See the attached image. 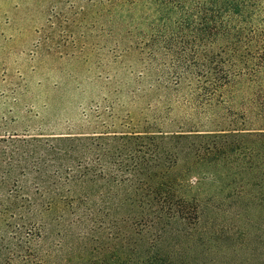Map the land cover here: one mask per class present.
Segmentation results:
<instances>
[{
    "label": "trees",
    "instance_id": "16d2710c",
    "mask_svg": "<svg viewBox=\"0 0 264 264\" xmlns=\"http://www.w3.org/2000/svg\"><path fill=\"white\" fill-rule=\"evenodd\" d=\"M84 1L110 21L114 47L137 54L131 95L179 94L230 129L0 136V264H179L157 249L173 224L199 223L169 179L177 157L223 154L238 137L264 144V0ZM233 80L259 129H231L247 127L224 112Z\"/></svg>",
    "mask_w": 264,
    "mask_h": 264
},
{
    "label": "rangeland",
    "instance_id": "374dc122",
    "mask_svg": "<svg viewBox=\"0 0 264 264\" xmlns=\"http://www.w3.org/2000/svg\"><path fill=\"white\" fill-rule=\"evenodd\" d=\"M113 38L110 21L84 0H0V136L230 129L211 113H190L179 94L159 105L131 95L142 89L133 79L137 54H123ZM245 84L224 88L223 110L236 124L247 120L231 129L252 132L259 128ZM179 125L197 128H169ZM229 143L223 154L181 153L169 172L199 216L197 225L173 224L158 245L179 264H264V144Z\"/></svg>",
    "mask_w": 264,
    "mask_h": 264
}]
</instances>
